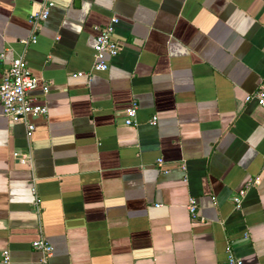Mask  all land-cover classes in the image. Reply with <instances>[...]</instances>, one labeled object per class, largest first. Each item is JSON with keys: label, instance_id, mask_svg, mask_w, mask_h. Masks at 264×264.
<instances>
[{"label": "crops", "instance_id": "obj_1", "mask_svg": "<svg viewBox=\"0 0 264 264\" xmlns=\"http://www.w3.org/2000/svg\"><path fill=\"white\" fill-rule=\"evenodd\" d=\"M112 17L118 55L73 77ZM20 56L47 116L28 136L0 105V264L39 239L49 264H264V0H0V83Z\"/></svg>", "mask_w": 264, "mask_h": 264}, {"label": "built area", "instance_id": "obj_2", "mask_svg": "<svg viewBox=\"0 0 264 264\" xmlns=\"http://www.w3.org/2000/svg\"><path fill=\"white\" fill-rule=\"evenodd\" d=\"M54 3L51 1H45L42 4V8L39 12L35 13L31 17V23L34 27H37L40 23L47 20L50 15V11ZM118 23L116 17H112L109 23L102 28L97 29V35L95 37V44L93 47V65L89 73H78L73 77H90L92 72H104L109 67V61L116 57L120 50V45L113 39L114 25ZM36 38L31 37V43H35ZM41 81L35 78L30 68L23 57L14 58L8 70L2 77L0 83V105L2 107L3 115L12 120L15 123H23L27 127V135L30 136L33 130V125L30 123V119L47 116V108L43 104H39L35 97L31 93L36 90ZM49 86L47 84L42 85V93L46 95L48 93ZM254 99L258 105L264 107V96L260 93L250 95L246 100ZM137 111V104L133 103L125 111L124 123L127 126H135L134 118ZM149 124L155 126L157 124V118L152 117ZM20 163L25 164L27 159L25 157H19L18 153H14ZM157 164L161 165V159L157 160ZM32 193L36 196L35 189H32ZM239 197L234 198V203L238 208L241 202V198L245 194V190L239 193ZM33 204L39 211V200L34 197ZM196 201L194 198H189L187 204V211L194 217L196 215ZM32 247L39 251L40 259L38 264H49V259L52 256L53 249L43 239L36 240L32 243ZM3 264H9L8 251H3ZM226 264H242V260L233 255L231 249L227 247L226 251Z\"/></svg>", "mask_w": 264, "mask_h": 264}]
</instances>
